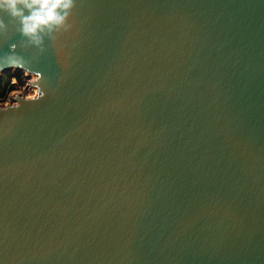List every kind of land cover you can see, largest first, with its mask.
Instances as JSON below:
<instances>
[{"label": "water", "instance_id": "95a60500", "mask_svg": "<svg viewBox=\"0 0 264 264\" xmlns=\"http://www.w3.org/2000/svg\"><path fill=\"white\" fill-rule=\"evenodd\" d=\"M0 18L43 93L0 104L5 264H264V0H76L43 53Z\"/></svg>", "mask_w": 264, "mask_h": 264}, {"label": "clouds", "instance_id": "9594fccd", "mask_svg": "<svg viewBox=\"0 0 264 264\" xmlns=\"http://www.w3.org/2000/svg\"><path fill=\"white\" fill-rule=\"evenodd\" d=\"M76 0H0V14H6L12 20L18 22L17 31L27 41L22 48L31 46L44 52V40L53 39L54 35L70 29L69 18L75 7ZM8 30V25L0 18V35ZM17 44L9 45V52L0 54V67H20L23 65V57L16 52ZM38 55V54H37ZM25 76H30L28 83L34 84L40 79L39 74L25 71ZM17 81L12 79V83ZM15 94V93H14ZM43 95L39 88H34L25 99L35 100ZM18 105H13L17 107ZM0 264H5L0 257Z\"/></svg>", "mask_w": 264, "mask_h": 264}, {"label": "trees", "instance_id": "16d2710c", "mask_svg": "<svg viewBox=\"0 0 264 264\" xmlns=\"http://www.w3.org/2000/svg\"><path fill=\"white\" fill-rule=\"evenodd\" d=\"M24 72L19 70H8L0 74V104L5 102L9 94L13 92L17 85L12 83L15 78L19 85L24 84Z\"/></svg>", "mask_w": 264, "mask_h": 264}, {"label": "rangeland", "instance_id": "374dc122", "mask_svg": "<svg viewBox=\"0 0 264 264\" xmlns=\"http://www.w3.org/2000/svg\"><path fill=\"white\" fill-rule=\"evenodd\" d=\"M24 72V71H23ZM25 73V72H24ZM23 78H24V84H22V85H19L18 84V82H16L15 83V85H17V88L13 91V92H11L10 94H9V97H11L12 95H15V94H18V93H23V94H25L26 96L34 89L33 87H31L30 85H29V83H28V81H29V79L31 78L30 76H23ZM15 93V94H14ZM8 97V99L5 101V102H3V103H1V104H7L8 102H9V100H10V98Z\"/></svg>", "mask_w": 264, "mask_h": 264}, {"label": "built area", "instance_id": "2783aa9c", "mask_svg": "<svg viewBox=\"0 0 264 264\" xmlns=\"http://www.w3.org/2000/svg\"><path fill=\"white\" fill-rule=\"evenodd\" d=\"M18 94H20V95H22V96H26L25 94H23V93H18ZM13 97V95L11 96V97H9L10 98V100H11V98ZM9 100V101H10Z\"/></svg>", "mask_w": 264, "mask_h": 264}]
</instances>
